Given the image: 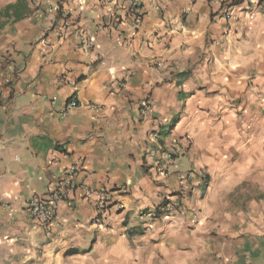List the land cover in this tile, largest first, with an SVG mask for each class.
Instances as JSON below:
<instances>
[{"label": "crops", "instance_id": "1", "mask_svg": "<svg viewBox=\"0 0 264 264\" xmlns=\"http://www.w3.org/2000/svg\"><path fill=\"white\" fill-rule=\"evenodd\" d=\"M126 1L0 0V264H264V36L229 0Z\"/></svg>", "mask_w": 264, "mask_h": 264}, {"label": "built area", "instance_id": "2", "mask_svg": "<svg viewBox=\"0 0 264 264\" xmlns=\"http://www.w3.org/2000/svg\"><path fill=\"white\" fill-rule=\"evenodd\" d=\"M128 15L132 20L133 26H138L142 20V13L137 5L132 0H127ZM9 79L4 77L0 79V84H7ZM79 105L76 97L71 96L66 102V109L74 108ZM64 115V112L62 113ZM72 170L70 169V172ZM75 189V183L70 176H63L56 180L45 194L32 195L25 203V207L32 219L36 220L41 224L49 225L56 216L58 204L61 200L67 198L69 193ZM188 189L187 184L183 185L181 193H185ZM108 196L99 194L97 200L96 212L97 215L102 218L106 214V205ZM181 205L179 201H170L163 208V212L168 215H177Z\"/></svg>", "mask_w": 264, "mask_h": 264}, {"label": "rangeland", "instance_id": "3", "mask_svg": "<svg viewBox=\"0 0 264 264\" xmlns=\"http://www.w3.org/2000/svg\"><path fill=\"white\" fill-rule=\"evenodd\" d=\"M227 1V0H226ZM232 0L227 4V12L235 11L237 21L242 22V30L251 31V38L258 40L260 35L264 36V0H244L237 6H230ZM235 8V9H233ZM263 38V125H264V37ZM258 47V46H257Z\"/></svg>", "mask_w": 264, "mask_h": 264}, {"label": "trees", "instance_id": "4", "mask_svg": "<svg viewBox=\"0 0 264 264\" xmlns=\"http://www.w3.org/2000/svg\"><path fill=\"white\" fill-rule=\"evenodd\" d=\"M243 1L244 0H232L230 6H237V5L241 4Z\"/></svg>", "mask_w": 264, "mask_h": 264}]
</instances>
